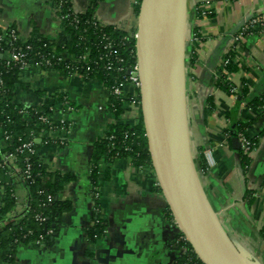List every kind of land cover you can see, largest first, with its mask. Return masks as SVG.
<instances>
[{
    "label": "crops",
    "instance_id": "obj_1",
    "mask_svg": "<svg viewBox=\"0 0 264 264\" xmlns=\"http://www.w3.org/2000/svg\"><path fill=\"white\" fill-rule=\"evenodd\" d=\"M69 2L79 14L90 5V0ZM138 4L139 0H96L93 20L101 26L135 31ZM205 6L209 14L202 17L200 10ZM255 15L264 21V0H187L185 72L191 148L195 157L208 148L213 158V166L201 175L206 197L243 257L250 264H264V111L249 105L264 95V27L242 42L235 41ZM0 30L15 31L21 43L34 31L55 47L67 41L54 3L46 0H0ZM194 30L198 41L190 42ZM229 55L237 65L232 73L225 70ZM223 76L230 91L217 85ZM137 92L126 86L124 112L116 117L109 110V90L96 79L33 68L19 73L13 86L15 104L40 107L48 103L56 110L66 98L74 107L69 113L52 114L55 120L69 119L70 131H54L51 144L36 146L37 157L48 171L72 177L57 196L70 208L60 215L47 245H20L11 262L4 261V251L0 264H174L182 255L179 231L151 164L102 157L96 187L90 189L94 145L110 125L137 121L138 109L131 108L139 105ZM207 100L213 107L204 120ZM231 119L246 123L244 133L253 142L246 166L235 138L229 139ZM16 194L21 198L22 191L16 188ZM94 195L105 230L90 243L87 230L92 226Z\"/></svg>",
    "mask_w": 264,
    "mask_h": 264
},
{
    "label": "trees",
    "instance_id": "obj_2",
    "mask_svg": "<svg viewBox=\"0 0 264 264\" xmlns=\"http://www.w3.org/2000/svg\"><path fill=\"white\" fill-rule=\"evenodd\" d=\"M60 0H52L54 6ZM62 6L57 16L67 17L64 19L63 28L67 36L66 44L63 47H55L53 44L46 42L42 36L36 31L24 43L19 39L11 40L9 37L2 39L0 42V78L3 79L4 86L0 91V131L2 134L10 136L12 139L5 143L3 152H13L17 145H19L18 138L25 141L28 138L30 131L39 129H47L46 125L36 123L35 117L31 116L30 120H25L18 114V110L22 108L21 105H15L13 102V86L20 71L17 67L12 65L5 67L7 59L4 52L13 49L15 53H25L26 61L29 65L35 62H44L48 60L51 62V68L66 75L64 62L56 63L55 55L59 56L61 53H70L74 56H81L86 54V60L78 64H72L80 73L87 72V79L98 80L105 88L109 90L115 82L123 81L126 77V70L134 65V39L129 37L132 32L124 29L116 28L114 26H101L93 20V13L96 5V0H90V5L84 13H75L72 11L69 0H61ZM140 1V0H139ZM139 6V5H138ZM138 6L135 8V15L138 14ZM73 17L77 18V22L73 21ZM192 33L198 37L197 30ZM3 32L0 30V36ZM104 43H110L111 47L108 50H102ZM234 56L229 55L225 64L227 73H232L236 70V62ZM112 63V69L105 68L107 62ZM121 69V70H120ZM225 76L218 80L217 85L222 86L230 91L228 81H224ZM138 93V92H137ZM139 102V97H136ZM124 99H117L113 95L110 96L109 110L119 117L124 110L122 103ZM264 102V95L261 98H255L249 105L261 106ZM139 104V103H138ZM138 106L139 118L135 123H121L116 122L107 128V131L102 139L97 141L94 145L91 154V169L89 176L90 189L96 187V176L98 172V162L102 157L109 159L130 158L137 165H149L150 159L148 155L146 139L144 136L140 108ZM53 106L45 103L43 106L36 107L42 114L51 117L53 114ZM210 100H207L206 106L203 110V117L205 118L212 110ZM52 108V110H51ZM31 108L27 109L28 111ZM247 128L246 123L231 119V129L229 130V139L235 138L239 133L245 134ZM126 133V135H125ZM133 134V135H132ZM47 144L53 142L50 137H44ZM202 149L196 157V165L199 170L206 172L208 169ZM240 158L244 165L248 164L249 159L240 148ZM25 155L17 157L18 164L25 166ZM28 164L30 165V179L26 180L23 185L27 190L29 196V209L22 216L7 217L6 214L14 211L16 207V199L13 196L12 181L0 169V186H3L0 194V253L5 251L6 255L3 257L4 261L11 262L14 259V253L18 246L29 245L36 239L42 238V246L47 245L51 235H47L48 230L54 232V226L59 220L60 215L70 208L68 202H63L58 199L59 192L64 186L71 181L70 175H61L59 173L48 171L47 167L39 160L37 156H29ZM45 195L52 197L51 202H45ZM99 203L94 201V210L92 216V226L87 230V239L93 243L96 239L103 235L105 230V223L98 215ZM169 213V212H168ZM41 215L45 218L43 223L36 221V215ZM187 250L190 246L186 243ZM191 252V251H190ZM190 260V261H189ZM174 264H201L194 253L189 255H181Z\"/></svg>",
    "mask_w": 264,
    "mask_h": 264
},
{
    "label": "water",
    "instance_id": "obj_3",
    "mask_svg": "<svg viewBox=\"0 0 264 264\" xmlns=\"http://www.w3.org/2000/svg\"><path fill=\"white\" fill-rule=\"evenodd\" d=\"M138 5L139 108L150 164L169 214L201 264H250L213 211L191 148L187 0H140Z\"/></svg>",
    "mask_w": 264,
    "mask_h": 264
},
{
    "label": "built area",
    "instance_id": "obj_4",
    "mask_svg": "<svg viewBox=\"0 0 264 264\" xmlns=\"http://www.w3.org/2000/svg\"><path fill=\"white\" fill-rule=\"evenodd\" d=\"M46 1H52V0H46ZM62 3L63 2L61 0L58 2V4L55 7V13H58L60 11ZM207 14H209V10L205 6V8L200 10V15L204 17ZM65 18L67 17L59 16V20L61 21L62 24ZM73 21L77 22V18L73 17ZM263 27H264V21L260 15H255L249 18L246 21V23L242 26L239 34L235 37V41L242 42L246 36L256 35L259 32H261V29ZM135 36H136V30L132 34L129 35V37H132L134 40H135ZM6 37H9L11 40L18 39L15 31L13 30L4 31L3 34L0 36V42L2 39H5ZM197 41H198V37L192 33L190 37V42H197ZM110 47H111L110 43H104L101 49L106 51L110 49ZM4 55H5V58L7 59L5 67H9L12 65L13 67H17L20 73L25 72L29 70L30 68H33L36 70H54L51 68L52 64L49 61V59L44 60V62H35L33 65H29L28 62L26 61L25 53H15L13 49H9L4 52ZM134 58H135V49H134ZM86 59H87L86 54H82L79 57L78 56L76 57L70 53H61L59 56L55 55L56 63L64 62L67 64L65 66L67 76H77L85 80L87 79V72L80 73L77 68L73 67L72 64H78V63L84 62ZM106 62L107 64L105 68L107 70H111L112 63L109 61H106ZM125 75L126 77L123 81H119V82L116 81L115 84L109 88L110 94L113 95L117 99L125 98V88L127 85H130L132 89H134V91H138L139 89L136 58H135L134 65L130 66L126 70ZM3 84H4L3 79L0 78V91L1 89H3V86H4ZM36 107L37 106H30V107L22 106V108L18 110V114H20L21 117L25 120H30L31 116H34L35 121H36L34 126H36L37 124L46 125L47 129L42 128V129H39L38 132H36L35 130L30 131L28 138L25 141H23L21 138H18L19 145L16 146L13 152L8 153V152L2 151L3 147L5 146V143L11 140L12 138L8 135L2 134L0 131V141L1 143H3L2 144L3 146H0V169L4 170L6 172L5 174L9 178H11L13 196L16 199V207L14 208V211H12L9 214H6L7 217H11V216L20 217L29 209L28 207L29 196L27 194V190L25 186L23 185V183L26 180L30 179V165L27 162H28V159L30 158L29 156H32V155L37 156V152H36L37 144L46 145L47 141L44 140V137H51V133H54V131L68 133L72 127V123L69 121V119L64 118V119L55 120L53 115L51 117H48L42 114L41 112H39L36 109ZM29 108L31 109L28 111L27 109ZM52 108L54 109L53 112L57 114H59V112L69 113V112L74 111L73 105H71L70 101L66 98H63V101L58 109L55 110L54 106ZM131 108H134V110H137L138 106H134L133 104ZM260 108L264 111V102ZM0 128H1V125H0ZM237 142L239 143V146L243 150L244 154L248 155L253 147V142L249 138H247L246 135L243 133H239L237 135ZM19 155H25V157L23 158L25 162V166L23 167H21L18 164L17 157ZM202 155L204 157L206 167L207 169H209L210 167L213 166V158H212V154L210 150L208 148L203 149ZM200 173L201 175H203L205 172L203 170H200ZM16 188L22 191L21 198H19V196L16 194ZM2 189H3V186H0V194L2 193ZM94 198L96 199L97 195H94ZM20 200H21V206L19 208L18 206H19ZM51 200H52V197L50 195H45V202L42 203V206H45L46 203L51 202ZM35 219L39 223H43L45 221V218L41 217V215L39 214L36 215ZM51 234H52V230H48L47 235H51ZM177 241H178V245L181 246L182 255H186V254L189 255V253L192 252L191 248L190 250L189 249L187 250V247L185 245L187 242L184 236L181 235L180 233H179ZM29 245H32L35 247L42 246V238L40 237L39 239L34 240Z\"/></svg>",
    "mask_w": 264,
    "mask_h": 264
}]
</instances>
